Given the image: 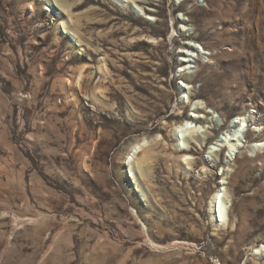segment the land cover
Wrapping results in <instances>:
<instances>
[{
    "label": "rangeland",
    "instance_id": "1",
    "mask_svg": "<svg viewBox=\"0 0 264 264\" xmlns=\"http://www.w3.org/2000/svg\"><path fill=\"white\" fill-rule=\"evenodd\" d=\"M122 2L0 0V264H264V0Z\"/></svg>",
    "mask_w": 264,
    "mask_h": 264
},
{
    "label": "bare ground",
    "instance_id": "2",
    "mask_svg": "<svg viewBox=\"0 0 264 264\" xmlns=\"http://www.w3.org/2000/svg\"><path fill=\"white\" fill-rule=\"evenodd\" d=\"M122 3L125 4V0ZM128 4H131V3L128 2ZM47 9L49 10V7H47ZM71 34H74V33L71 32ZM191 47H192V45H191ZM193 48H194V46H193ZM184 61H187V60H184ZM185 77H186L187 80H191L192 79L191 77H188L186 75H185ZM200 109L201 108H197L198 111ZM239 118L243 122L242 125H245V122H248L245 117H241L240 116ZM186 125L179 127L178 131L180 130V131L184 132V131H188V130H190L192 128V127H189V125H187V126ZM239 132L238 131L234 132V133H230L229 132L228 134H226L224 138L218 140L216 143H214L210 147V153L218 151L219 150L218 148H220V150L226 148L230 152H235V150H238L240 152V148H242V146H245V144H244V141L242 140V138L240 136L241 134ZM249 134H250L249 137L254 138L256 140V142H255L256 144L253 145V149H254V151H256V157H259V160H261V158L264 157V148H262V146L264 145V141H263L264 139L261 136H258V135L254 134L252 132L251 133L249 132ZM148 144H149V142L146 139L134 143L131 146V148H130V152H129V155L127 157V160L129 159V162H131V164L134 163V161L136 160L135 158L139 155V153H141V151L144 148L148 147L147 146ZM261 150H263V152L259 153V151H261ZM148 155H149V152H148ZM183 158L184 159L186 158V154L183 155ZM126 163L127 162H125V164ZM222 200L223 199L221 198V194L218 193L214 197V201H213V215H214V218H215V221L217 222V224H223V223H227L228 222V208H227L226 204ZM256 253L261 255V256H264V244H262L259 247H257Z\"/></svg>",
    "mask_w": 264,
    "mask_h": 264
}]
</instances>
